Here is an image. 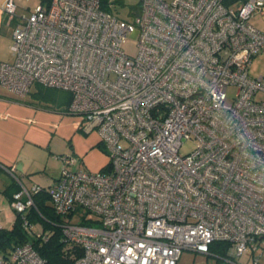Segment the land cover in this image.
Listing matches in <instances>:
<instances>
[{
  "label": "built area",
  "instance_id": "1",
  "mask_svg": "<svg viewBox=\"0 0 264 264\" xmlns=\"http://www.w3.org/2000/svg\"><path fill=\"white\" fill-rule=\"evenodd\" d=\"M139 7L127 21L101 0H49L25 16L14 0L1 4L13 61L0 63V85L18 97L34 84L70 93L66 114L96 131L108 156L100 172L72 170L75 157H59V179L43 190L20 186L9 210L42 244L51 232L30 220L33 194L45 191L59 217L81 209L78 222L60 226L64 241L81 247L74 264H178L183 251L206 255L214 242L228 244L230 258L256 253L264 249V101L254 97L264 74L252 78L249 66L264 54V31L252 22L264 19V0ZM128 38L135 56L124 51ZM186 141L195 147L181 155ZM0 264L45 260L26 242L1 252Z\"/></svg>",
  "mask_w": 264,
  "mask_h": 264
},
{
  "label": "crops",
  "instance_id": "2",
  "mask_svg": "<svg viewBox=\"0 0 264 264\" xmlns=\"http://www.w3.org/2000/svg\"><path fill=\"white\" fill-rule=\"evenodd\" d=\"M4 0H0V6ZM16 14L31 13L42 0H14ZM257 16V15H255ZM253 17V19L255 18ZM258 17V16H257ZM252 19V22L254 23ZM262 22L264 19L259 18ZM261 31H264L254 23ZM12 25L0 10V63H11ZM57 90V89H56ZM59 91V90H58ZM59 97H18L0 86V224L5 214L11 227L16 215L8 204L20 186L47 188L60 177L61 156L75 157L72 170L104 171L107 153L96 131H86L80 118L66 114L69 93ZM12 170L13 177L7 170ZM17 179V180H16ZM14 215V216H13Z\"/></svg>",
  "mask_w": 264,
  "mask_h": 264
},
{
  "label": "trees",
  "instance_id": "3",
  "mask_svg": "<svg viewBox=\"0 0 264 264\" xmlns=\"http://www.w3.org/2000/svg\"><path fill=\"white\" fill-rule=\"evenodd\" d=\"M243 1L245 0H224V3L231 6ZM42 2L48 3L49 0H42ZM104 5L105 3L101 0V7L105 10ZM135 13L137 14L138 12ZM135 13L133 15H135ZM45 90H47V88L39 89L36 95L40 98L46 97L47 94H45ZM69 95V101H71L72 96L70 93ZM41 188L42 190L47 189ZM32 199L34 208L29 211L30 220L32 222H40L45 230L51 232L49 239L39 244L22 230L20 220L17 219L10 229H0V253L15 245L30 242L39 255L45 260V264H74L75 260L82 255L81 247L78 245L69 246V244L64 241L60 227L63 220L55 214L50 203L49 195L44 191L33 194ZM81 223L90 225V221H85L84 219L81 220ZM228 249L229 245L223 242H214L209 246V252H216L217 254H225Z\"/></svg>",
  "mask_w": 264,
  "mask_h": 264
},
{
  "label": "rangeland",
  "instance_id": "4",
  "mask_svg": "<svg viewBox=\"0 0 264 264\" xmlns=\"http://www.w3.org/2000/svg\"><path fill=\"white\" fill-rule=\"evenodd\" d=\"M103 2L105 3V11L111 13L121 20L127 21H130L131 18L136 15L135 12H139L140 8V0H103ZM134 13L135 15H133ZM253 21L259 27L264 29V22H262L259 17L255 16ZM124 51L130 56H135L137 53L136 42L133 39L128 38L124 45ZM249 72L252 78L264 74V54L253 58L249 66ZM41 87L42 86L40 85L34 84L30 88V94H36L39 89H46ZM45 94H47L46 97L50 99L52 97H59V95H62V92L53 88H47V90H45ZM254 98L256 101H264V93H257ZM194 147V141H186L180 148V154H188L194 149ZM4 215L5 214L1 215V222L3 224V228L8 230L11 228L12 223L7 221L6 216ZM83 215H85V213L81 209H78L72 219H66L65 217L61 218L63 221L66 219L65 221L76 223L79 221L80 216ZM42 229H44L43 225L40 222H35V230L38 231ZM254 258H259V262L264 264V249H259L256 253H253L251 248L248 247L247 252L239 258H230L228 251L225 254L208 252L206 255L197 254L191 251H183L178 264H253ZM227 260H230L231 262H228Z\"/></svg>",
  "mask_w": 264,
  "mask_h": 264
}]
</instances>
